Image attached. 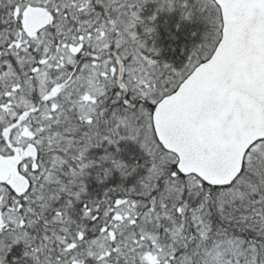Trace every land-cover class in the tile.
I'll return each instance as SVG.
<instances>
[{
	"label": "snow or ice",
	"instance_id": "1",
	"mask_svg": "<svg viewBox=\"0 0 264 264\" xmlns=\"http://www.w3.org/2000/svg\"><path fill=\"white\" fill-rule=\"evenodd\" d=\"M0 264H264V0H0Z\"/></svg>",
	"mask_w": 264,
	"mask_h": 264
},
{
	"label": "trees",
	"instance_id": "2",
	"mask_svg": "<svg viewBox=\"0 0 264 264\" xmlns=\"http://www.w3.org/2000/svg\"><path fill=\"white\" fill-rule=\"evenodd\" d=\"M187 37L182 36L181 40H186ZM161 43L167 45L169 43V39H168V34L166 32L162 31V35H161Z\"/></svg>",
	"mask_w": 264,
	"mask_h": 264
}]
</instances>
